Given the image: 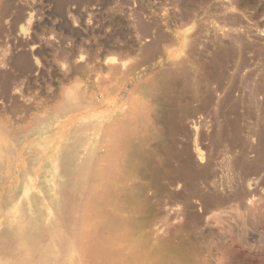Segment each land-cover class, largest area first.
Here are the masks:
<instances>
[{"label":"rangeland","instance_id":"374dc122","mask_svg":"<svg viewBox=\"0 0 264 264\" xmlns=\"http://www.w3.org/2000/svg\"><path fill=\"white\" fill-rule=\"evenodd\" d=\"M185 66L206 77L194 81L199 98L191 93L184 102L189 99L192 109L202 111L198 117L209 120L206 135L224 128L229 139L218 147H210L209 139L202 144L217 185L203 182V189L227 202L203 212L195 235L212 264H231L233 255L238 264H264V144L259 146L257 129H264V0H0V229L11 221L2 209L17 184L9 174L29 163L34 150L28 146L43 147L57 133L55 121L49 134H33V116L52 114L71 96L77 98L74 109L61 120L94 114L106 108L102 88H131L152 71ZM183 86L179 80L176 94ZM208 91L216 95L214 104H222L216 120L207 117ZM80 107L85 109L77 112ZM243 171L249 174L248 209L233 200ZM172 189L180 193L183 185ZM185 222L181 216L171 227Z\"/></svg>","mask_w":264,"mask_h":264},{"label":"bare ground","instance_id":"6f19581e","mask_svg":"<svg viewBox=\"0 0 264 264\" xmlns=\"http://www.w3.org/2000/svg\"><path fill=\"white\" fill-rule=\"evenodd\" d=\"M186 67L152 71L131 88H102L99 97L108 99L103 111L81 112L65 122L62 114L73 110L77 99L71 96L52 114L29 120L33 134H49L55 121L57 133L44 139L43 147H26L34 150L29 163L9 174L17 184L3 200L11 221L0 229V264H212L195 229L203 212L227 201L203 189V182L217 185L213 166L204 163L208 155L202 144L209 139L210 147H218L229 139L223 127L206 135L209 120L198 117L202 111L192 109L189 99L184 102L191 93L199 98L194 81L206 77ZM179 80L184 86L176 94ZM213 96L208 91L205 101L207 117L216 120L221 103L214 104ZM257 129L260 146L264 131ZM242 175L233 200L248 209L249 174ZM179 184L180 193L172 189ZM11 200L17 204L9 206ZM181 216L186 222L173 230L171 221ZM238 263L233 255L231 264Z\"/></svg>","mask_w":264,"mask_h":264}]
</instances>
